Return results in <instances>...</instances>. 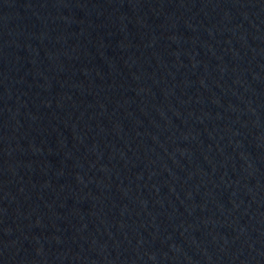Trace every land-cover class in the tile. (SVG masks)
<instances>
[{
    "label": "water",
    "instance_id": "water-1",
    "mask_svg": "<svg viewBox=\"0 0 264 264\" xmlns=\"http://www.w3.org/2000/svg\"><path fill=\"white\" fill-rule=\"evenodd\" d=\"M0 264H264V0H0Z\"/></svg>",
    "mask_w": 264,
    "mask_h": 264
}]
</instances>
